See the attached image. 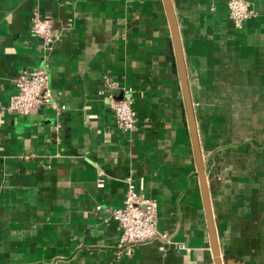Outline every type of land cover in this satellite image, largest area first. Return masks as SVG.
I'll use <instances>...</instances> for the list:
<instances>
[{
    "label": "crops",
    "instance_id": "0c3cea01",
    "mask_svg": "<svg viewBox=\"0 0 264 264\" xmlns=\"http://www.w3.org/2000/svg\"><path fill=\"white\" fill-rule=\"evenodd\" d=\"M172 1L223 257L264 264V0L242 28L227 0ZM34 11L54 21L50 51ZM44 65L54 103L8 112L19 72ZM106 75L133 89L138 131L117 127ZM131 176L167 237L117 256L108 209ZM0 264H214L163 0H0Z\"/></svg>",
    "mask_w": 264,
    "mask_h": 264
},
{
    "label": "built area",
    "instance_id": "2783aa9c",
    "mask_svg": "<svg viewBox=\"0 0 264 264\" xmlns=\"http://www.w3.org/2000/svg\"><path fill=\"white\" fill-rule=\"evenodd\" d=\"M227 7L229 17L236 28H242L246 20L258 15L248 0H227ZM53 29L54 21L51 17L42 16L38 11L32 13L31 32L42 39L46 51L52 50L56 40ZM15 86L16 92L6 106L10 113L25 116L35 109L54 103L47 65L22 69L15 79ZM133 92L131 87H122L119 80L111 75L104 76L103 86L99 91L101 96L108 99L117 127L128 133L138 131L141 125L134 108ZM65 109V106H58L55 107V112L60 115ZM104 182V178L100 177L97 186L103 187ZM126 183L123 205L108 209L112 218L121 227L117 256L122 253L131 255L136 246L152 242L159 237H167L166 234H160L157 229V201L139 189L132 176L127 178ZM102 208L101 205H97L95 211L99 212ZM179 247L185 248L184 245ZM160 249L162 251L164 247Z\"/></svg>",
    "mask_w": 264,
    "mask_h": 264
},
{
    "label": "water",
    "instance_id": "95a60500",
    "mask_svg": "<svg viewBox=\"0 0 264 264\" xmlns=\"http://www.w3.org/2000/svg\"><path fill=\"white\" fill-rule=\"evenodd\" d=\"M163 4L165 7V11H166V14H167V17L170 23V27H171V32H172L178 76H179L183 98L185 102L188 126H189L190 135H191L194 157H195V164H196V169H197L199 180H200V187H201V191L203 195L205 214H206V219H207V224H208V229H209L211 250H212L213 257H214V264H226V260L224 259L223 253L221 251V246H220L218 234H217V227H216L214 214H213L209 178H208L207 169H206L204 158H203V153H202V148H201V143H200V138H199V133H198L197 121H196V116H195L193 100L191 97L189 78H188L186 64H185V58H184V53H183L178 20H177L176 12L174 9L173 1L163 0Z\"/></svg>",
    "mask_w": 264,
    "mask_h": 264
}]
</instances>
